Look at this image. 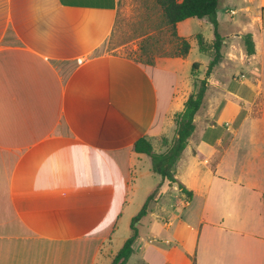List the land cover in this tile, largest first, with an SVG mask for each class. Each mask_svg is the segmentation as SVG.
I'll return each instance as SVG.
<instances>
[{"label": "crops", "instance_id": "1", "mask_svg": "<svg viewBox=\"0 0 264 264\" xmlns=\"http://www.w3.org/2000/svg\"><path fill=\"white\" fill-rule=\"evenodd\" d=\"M118 6L0 0V264H111L128 238L111 252L132 170L150 160L135 142L166 152L205 78L174 169L192 197L161 186L126 264H264V0L218 1L221 59L208 77L196 39H214L206 17L176 24L185 58L147 64L103 51ZM147 169L146 200L161 183Z\"/></svg>", "mask_w": 264, "mask_h": 264}, {"label": "trees", "instance_id": "2", "mask_svg": "<svg viewBox=\"0 0 264 264\" xmlns=\"http://www.w3.org/2000/svg\"><path fill=\"white\" fill-rule=\"evenodd\" d=\"M218 1L219 0H154L162 11L164 23L167 26L170 37L174 40V47L177 49L174 53L162 57L185 58L189 52L190 45L185 38L177 36L176 24L189 18L202 19L206 17L213 27L214 39L211 44L206 43L200 35H198L196 39L199 50L204 53H209L211 56L205 74V77H208L212 69L221 59L220 48L223 39L217 31L218 23L216 19V10ZM243 42L246 54L252 55L254 53V47L251 36L245 35ZM152 63L153 61H147V64ZM192 68L193 70L197 69L198 64L193 63ZM205 79L198 81L197 90L187 98L184 103L183 111L174 116L176 134L166 152L161 154L154 153L151 143L145 138H140L135 142L134 151L138 154H145L150 158L151 171L160 176L161 183L147 197L146 202L143 204L138 214L132 218L130 224L132 233L115 254L111 264H126L127 260L132 255V245L138 235L137 227L134 226V224L138 223L140 218L146 214L148 203L160 197L161 186L163 184L171 187L176 183L179 194L187 200L191 199L192 192L188 191L174 178V169L177 160L187 145L188 138L194 131L193 119L203 102L207 84Z\"/></svg>", "mask_w": 264, "mask_h": 264}, {"label": "rangeland", "instance_id": "3", "mask_svg": "<svg viewBox=\"0 0 264 264\" xmlns=\"http://www.w3.org/2000/svg\"><path fill=\"white\" fill-rule=\"evenodd\" d=\"M174 44L164 23L162 11L154 0H119L115 26L103 46V51L147 63L157 57L174 53L177 50ZM194 56L195 54L192 53L189 60L194 59ZM192 65H189V72L195 71ZM196 85L198 86V83ZM220 121L222 122L223 119L218 120V124ZM150 165L151 160L147 162L145 159L141 168L132 170L133 184L129 189L128 203L123 216L111 240V252L118 249L117 246L122 243L123 235L126 234V237L131 235V218L138 214L143 203L146 202L144 191L153 178L152 173L147 171Z\"/></svg>", "mask_w": 264, "mask_h": 264}]
</instances>
